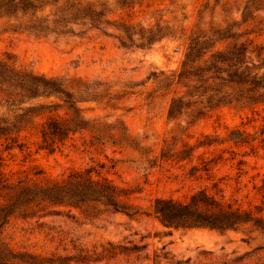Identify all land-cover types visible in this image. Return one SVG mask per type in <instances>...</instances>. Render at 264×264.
<instances>
[{
	"label": "rangeland",
	"instance_id": "rangeland-1",
	"mask_svg": "<svg viewBox=\"0 0 264 264\" xmlns=\"http://www.w3.org/2000/svg\"><path fill=\"white\" fill-rule=\"evenodd\" d=\"M41 1L55 21L40 18L47 29L0 18V61L57 81L102 131L42 148L41 125L66 113L63 101L2 84L0 172L10 183L89 171L126 190L135 214L49 205L45 216L10 215L0 239L16 252L82 264H264V229L253 221L168 229L154 212L157 199L184 203L203 190L264 219V89L235 81L240 51L245 77L244 67L264 62V0ZM78 2L100 16L84 18ZM189 46L201 55L178 83Z\"/></svg>",
	"mask_w": 264,
	"mask_h": 264
},
{
	"label": "trees",
	"instance_id": "trees-1",
	"mask_svg": "<svg viewBox=\"0 0 264 264\" xmlns=\"http://www.w3.org/2000/svg\"><path fill=\"white\" fill-rule=\"evenodd\" d=\"M47 5L49 4L41 0H0V18L7 17L18 20L19 17L20 27L42 31L47 28L41 26L40 18L48 19L47 25L55 23L54 20L42 15ZM77 8L79 10L84 8V18L96 20L100 16L97 11H91L89 7H85L79 2ZM25 16L31 17L30 22L22 20V17ZM104 22L109 24L107 21ZM239 48L243 51L245 47L240 45ZM199 51V48L188 47L182 69L177 76L178 83L181 78L185 77L184 69L188 66L189 61L192 62L191 57L194 55L195 58H200ZM244 53L240 51L238 54L237 71H235V74H238L236 83L251 85L252 90L264 89V62L261 65L252 63V68L244 67L248 73L247 77L238 71L242 69L245 62ZM2 84H9L20 89L21 92L28 91L29 95L33 97L53 95L63 101L66 113L63 116H50L41 125L39 132L42 148L54 151L64 140L76 132H90V136L94 137L95 132L102 131V126L100 127L96 121L91 122L84 117L81 108L76 104L77 100H74L71 94L54 79L22 74L8 68L0 61V86ZM182 100L183 96L171 100L169 116L173 115L174 103ZM6 130L1 128L0 132H6ZM0 135H4V133ZM5 140L16 142L12 137L8 139L5 137ZM20 146L22 145L17 144V147ZM7 148H11V146ZM0 191H5L0 202V223L6 222L8 217L15 212L22 215L21 217L35 216L40 212L42 214L39 216L48 215L50 213V210H47L49 205L76 208L85 215L94 210L99 211V206L105 208L104 210L111 208L113 211H122L127 215L135 214L134 208L123 200V198H127L126 190L118 189L106 178H93L89 171H74L61 180L49 178L44 182H29L25 179H18L16 182L10 183L3 178V174L0 172ZM154 212L163 226L168 229L203 226L223 230L233 229L238 224L248 221H253L254 224L264 229L263 218L253 217L250 212L233 209L228 204L215 200L203 190L192 194L189 201L184 203L172 199H157L154 204ZM83 261L79 260L77 263L71 262L67 257L52 258L27 252H16L3 239H0V264H82Z\"/></svg>",
	"mask_w": 264,
	"mask_h": 264
}]
</instances>
